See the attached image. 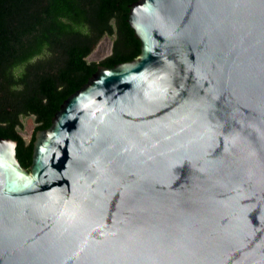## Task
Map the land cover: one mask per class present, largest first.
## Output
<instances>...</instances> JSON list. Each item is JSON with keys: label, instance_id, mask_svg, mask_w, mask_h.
<instances>
[{"label": "water", "instance_id": "1", "mask_svg": "<svg viewBox=\"0 0 264 264\" xmlns=\"http://www.w3.org/2000/svg\"><path fill=\"white\" fill-rule=\"evenodd\" d=\"M133 60L0 137V264H264V0H138Z\"/></svg>", "mask_w": 264, "mask_h": 264}, {"label": "trees", "instance_id": "2", "mask_svg": "<svg viewBox=\"0 0 264 264\" xmlns=\"http://www.w3.org/2000/svg\"><path fill=\"white\" fill-rule=\"evenodd\" d=\"M138 0H0V137L18 140L32 163L35 133L52 125L62 103L97 71L133 60L141 42L128 22ZM112 50L89 57L104 38ZM34 122L30 140L21 131Z\"/></svg>", "mask_w": 264, "mask_h": 264}, {"label": "rangeland", "instance_id": "3", "mask_svg": "<svg viewBox=\"0 0 264 264\" xmlns=\"http://www.w3.org/2000/svg\"><path fill=\"white\" fill-rule=\"evenodd\" d=\"M112 50V39L106 37L103 41L99 44L97 49L93 52V54L89 57L92 61H101L104 57L109 55ZM34 131V122L32 119H28L25 122V127L21 131V134L26 140H30Z\"/></svg>", "mask_w": 264, "mask_h": 264}]
</instances>
